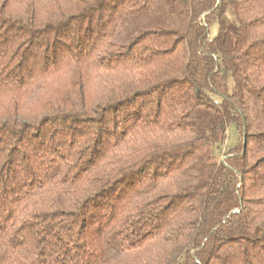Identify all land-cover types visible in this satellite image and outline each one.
Returning a JSON list of instances; mask_svg holds the SVG:
<instances>
[{"label": "trees", "instance_id": "trees-1", "mask_svg": "<svg viewBox=\"0 0 264 264\" xmlns=\"http://www.w3.org/2000/svg\"><path fill=\"white\" fill-rule=\"evenodd\" d=\"M0 264H264V0H0Z\"/></svg>", "mask_w": 264, "mask_h": 264}, {"label": "rangeland", "instance_id": "rangeland-1", "mask_svg": "<svg viewBox=\"0 0 264 264\" xmlns=\"http://www.w3.org/2000/svg\"><path fill=\"white\" fill-rule=\"evenodd\" d=\"M215 30L213 31L214 34ZM235 141V131H234V127H231L229 129V136H228V140H227V144H234Z\"/></svg>", "mask_w": 264, "mask_h": 264}]
</instances>
